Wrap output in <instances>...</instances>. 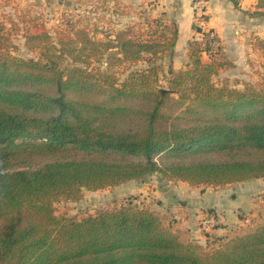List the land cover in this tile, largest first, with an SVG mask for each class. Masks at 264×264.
I'll return each mask as SVG.
<instances>
[{"label": "trees", "instance_id": "trees-1", "mask_svg": "<svg viewBox=\"0 0 264 264\" xmlns=\"http://www.w3.org/2000/svg\"><path fill=\"white\" fill-rule=\"evenodd\" d=\"M166 29L170 36L135 40L124 32L94 39L72 27L56 39L27 35L37 57L0 50V264H264V218L206 250L131 203L80 219L55 213L59 199L154 172L191 186L264 178V85L212 82L219 67L233 65L218 60L216 35L210 56H218L202 62L210 46L191 40V66L174 71L169 63L167 87L157 85L155 65L122 80L113 72L173 52L177 28Z\"/></svg>", "mask_w": 264, "mask_h": 264}, {"label": "rangeland", "instance_id": "rangeland-1", "mask_svg": "<svg viewBox=\"0 0 264 264\" xmlns=\"http://www.w3.org/2000/svg\"><path fill=\"white\" fill-rule=\"evenodd\" d=\"M154 1L156 0H0V50H7L17 56L37 57L38 50L28 48L25 44L27 35L47 32L56 39L60 32L72 27L85 29L94 39L112 38L117 32H124L135 40L166 32V27L171 25L176 27L175 17L171 19L164 12L152 10L150 5ZM180 28L183 37L182 22ZM167 34L170 36L168 31ZM249 44L247 52H221L223 55L218 60H230L233 65L219 67L217 73L211 75L213 83L235 88H242L244 83L257 88L263 87L264 38L251 35ZM214 57L208 52L200 54L204 63ZM169 63L174 71L187 69L192 64L191 52L173 50L171 53L167 51L159 54L151 62L142 59L132 64H116L113 72L122 80L130 70L155 65L157 85L167 87L171 78L168 73ZM98 65L104 68L105 62L92 63L90 66ZM173 96L176 97L177 94ZM63 153L68 155L73 151L66 150ZM161 156L163 155H155V159ZM211 156L216 157L218 154ZM105 157L113 159L118 158V155L109 153ZM185 157L188 159L190 156ZM128 203L158 214L183 242L199 244L206 250H211L262 222L264 178L223 186L193 187L154 172L117 186L95 191L84 190L79 200L59 199L54 202V206L58 216L80 219L100 210L115 209Z\"/></svg>", "mask_w": 264, "mask_h": 264}, {"label": "crops", "instance_id": "crops-1", "mask_svg": "<svg viewBox=\"0 0 264 264\" xmlns=\"http://www.w3.org/2000/svg\"><path fill=\"white\" fill-rule=\"evenodd\" d=\"M257 2L258 0H208L204 29L214 32L221 45V52H247L246 50L250 49L251 35L264 38V15L252 16L247 13L254 10L264 11V6L258 7ZM154 4L150 5L154 12H164L171 19L175 17L173 20L177 28V39L174 51L187 52L189 42L200 39L199 33H196L193 27V8L190 0H156ZM180 22L183 25V37L180 34Z\"/></svg>", "mask_w": 264, "mask_h": 264}, {"label": "built area", "instance_id": "built-area-1", "mask_svg": "<svg viewBox=\"0 0 264 264\" xmlns=\"http://www.w3.org/2000/svg\"><path fill=\"white\" fill-rule=\"evenodd\" d=\"M190 2L193 8L192 23L194 30L196 33H199V40H201L202 45L208 44L210 46V49L203 51L208 52V54L210 55L211 52H216L218 42L213 40L214 32L212 30L204 29L206 25L208 0H190ZM203 31L209 33L207 40L201 37V33Z\"/></svg>", "mask_w": 264, "mask_h": 264}]
</instances>
